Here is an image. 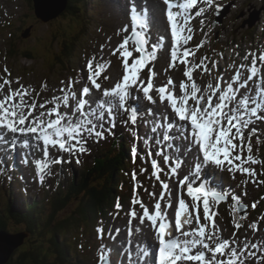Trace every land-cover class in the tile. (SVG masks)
Instances as JSON below:
<instances>
[{"label": "snow or ice", "instance_id": "1", "mask_svg": "<svg viewBox=\"0 0 264 264\" xmlns=\"http://www.w3.org/2000/svg\"><path fill=\"white\" fill-rule=\"evenodd\" d=\"M214 2L215 0H163L170 30L168 67L183 65L182 76L186 78L179 82L178 92L172 77L162 86L154 84L156 73L151 70L147 79L143 77V70L157 59L158 49L164 46L165 38L159 37V42L152 43L149 48L148 32L151 25L147 9L138 11L134 4L130 12V34L125 35L117 47L111 50L112 55L118 54L122 75L110 88L102 89L98 82L101 78L109 79L104 73L110 63L104 62L102 58L100 62L95 59L87 62V82L80 89H75L78 83L75 79H70L67 84L62 81L63 86L59 89L61 95L53 96L48 102L52 107L47 104L37 106L35 102L29 104L25 100L30 95L27 86L12 89L10 85L13 82L7 78H3L0 83V142H4L9 133L13 139L8 143L13 145L17 143L15 137L24 136L42 143L45 158L49 155V148H56L69 156H75L77 163H80V155L89 151L88 140L95 138V142H99L104 139L106 132L111 133L115 127L118 115L127 114V119L122 121L126 127L129 124L137 126L140 117L137 110L129 105L130 100L139 99L138 94H142L155 105L156 99L152 93L158 96L165 109L163 116L154 113L152 109L148 110V115L154 117L150 131L155 143L160 145L164 142L168 151L175 149L180 153L181 146L168 142L177 139L185 141L183 150L194 155L195 160L188 174L179 178L178 170L185 163L179 156L174 159L162 149L146 154L145 159L151 158V177L161 188L159 198H156V192H148L155 202L146 206L135 195L131 200L132 208L126 214L130 217L129 224L133 220H139L141 225L145 222L151 225L155 241L158 242V251L156 245L151 248L147 244L138 246L135 259L131 255L128 257L132 264H245L246 259L256 255L255 249L264 251V244L249 243L247 238L243 240V249L239 247L240 241L221 238V230L214 220L218 215L214 206L228 202L230 197L232 223L239 230L242 224L238 220L247 218V205H243L241 196L227 190H218L203 178V170L214 166L228 171L233 178L237 172L246 176L248 179L245 183H264V180L258 178L264 174V161L252 155L251 139L258 133V128L252 127L246 135V130L251 125L264 121V51L246 53L242 59L248 61L251 57L250 63L236 66L228 81L217 79L214 84L209 82L205 88H201L193 79L194 69L201 68L209 73L210 69L205 64L209 60L207 56L201 57L198 64L190 63L189 58L195 55L189 47L193 39L190 21L194 17H203ZM193 9L196 10L193 12ZM216 11L219 12V6ZM204 22L201 19V25ZM121 31L128 33V26ZM204 42L205 40H201L196 46L197 50L203 47ZM209 62L213 67L217 66V62ZM5 86H9L6 92ZM93 89L102 92V96L94 98L91 95ZM37 109L40 110L38 115L35 114ZM148 123L145 121V126ZM173 130L176 135L172 134ZM133 134L138 136V133ZM257 142L259 143L258 136ZM144 143L150 144L151 141L145 137ZM23 146H30L28 139L23 142ZM131 155L133 158L139 155L138 147H132ZM160 157L162 162L157 159ZM63 162L62 158L52 161L57 164ZM257 164L261 165L260 173L253 167ZM50 166L47 159L36 161L40 183L44 182L45 173L50 170ZM144 171L147 170L142 169ZM163 176H167L168 180L163 179ZM173 177L177 178L178 189L170 187L169 181ZM132 178L136 181L137 174L133 173ZM173 191L178 192L177 204L173 203ZM184 195L190 202H186ZM137 205L140 213L136 210ZM256 206L255 202L251 204L253 209ZM115 207L117 213L122 209L119 203ZM170 210H174V222ZM260 219H264V216ZM248 227L253 231L258 230L255 222ZM140 230L136 228V232ZM103 231V228L97 229L101 236ZM235 235L234 232L233 237ZM249 248L253 251H249ZM243 252H247L248 256H243ZM110 253L111 250L98 259L110 264V259L106 258L110 257ZM261 264H264V260Z\"/></svg>", "mask_w": 264, "mask_h": 264}, {"label": "rangeland", "instance_id": "2", "mask_svg": "<svg viewBox=\"0 0 264 264\" xmlns=\"http://www.w3.org/2000/svg\"><path fill=\"white\" fill-rule=\"evenodd\" d=\"M83 1L87 2V9L85 11V15L83 16L86 23V26L82 31V34L84 35H80L79 39L76 40L77 42L74 50L69 51L68 56L71 58L67 62L68 65L65 64L62 66L61 62H59L60 64H56L55 59H57L58 53H64L62 47L60 49L61 43L68 37L69 39L72 37V30L78 31L75 29V22L72 24V22L68 21L70 18L66 20V17H59L58 19L53 18L48 22H43L36 17L34 12L35 8L31 1L0 0V83L3 82V78H7L13 82L10 85L12 89H17L21 85L27 86L30 95L26 96L25 100H27L29 104L35 102L37 106L39 104H47L48 107H52V105L48 102L53 96L61 95L59 89L63 86L61 83L62 81L67 84L70 79H75L78 81L75 89H80L82 85L87 82V62L90 59H95L97 62H100L102 58L104 62L110 63V67L104 73V75H107L109 79L104 80L101 78L98 82L101 83L102 89L113 86L117 81V78L122 75V68L118 54L112 55L111 50L117 47L125 35L130 34V12L133 4L138 11H143L144 5L142 3H138L137 0ZM229 3H237L238 7H232V4L229 6L227 16L225 18L222 16L224 19L222 24L216 23V25H213V16L215 12L213 7L209 9L203 17H194L190 21V24L193 27V39L190 41L189 47H191L192 51L195 52V55L189 58L190 63L198 64L200 58L204 56L209 58L208 61H205V64L208 69H210V73L202 71L201 68H196L193 71V79L201 88H205L209 82L214 84L217 79L222 78L225 81L230 80L231 76L234 74L236 66L241 63H250L251 57H249L248 61H243L242 59L246 53L250 51H264V35L262 34V32H264V0H224L223 5ZM160 6L161 5L156 6L155 4L153 9L148 12L151 25L148 32L150 39L149 48L152 43H158L159 37L161 36L165 38V43L162 48L158 49L157 59L152 61L148 67L143 70L142 75L145 79H147L149 70L155 72L156 76L154 77V84L156 86L166 84L167 79L172 77L176 84V90H179V82L182 79L186 80V78L182 76L184 66L177 65L175 68L168 67V64L170 63V30L168 29L167 23L165 27L161 22L162 20L165 23L166 20L165 5H162V9L158 13L161 20L156 16V9L160 8ZM105 7H107V9H105ZM195 10L196 9H193L192 11L194 12ZM228 15L231 17L229 16L230 18L226 20ZM201 19L205 21L203 25L200 23ZM76 23L80 25L81 22L77 21ZM206 24L208 26H212L211 31L206 30ZM125 26H128L129 28L128 33L121 31ZM205 34H207L206 39ZM78 40L80 41L79 44ZM201 40H205L204 45L197 50L196 46L201 42ZM209 61L217 62V66L213 67ZM5 69H7V73H5ZM8 87L9 86H5V92ZM91 95L94 98H99L102 96V92L93 89ZM138 95L140 96V100L145 104V109H141L137 106L135 102L136 99H133L131 102L129 101V105L134 107L137 110V113L139 112L138 115L141 116L142 111L152 109L154 113L161 117L163 116L165 109L154 92L152 95L156 99L155 105L145 99L142 94ZM39 111L40 110L37 109L35 114L38 115ZM124 115L127 114H120L116 117L115 127L112 129L111 133L117 131V133L121 135V132H123L128 138L135 136L133 134L135 133V127L130 124L126 127L123 124L122 121L127 119V116L125 117ZM149 119L152 121L154 117L149 115ZM151 126L150 122L147 126L151 136L150 145L157 146L158 149H160L161 146L166 145V154H169L174 159L179 156L181 160L185 161L182 168L178 171V175H180L181 178L184 177L188 174L194 164V155L188 154L187 152L184 155V153H182L184 150L180 153L173 150L168 151L167 144L164 142L157 145L155 143L154 135L150 131ZM252 127L258 128L257 136L261 137L259 139L264 142V121H257L254 125H251L249 129L246 130V135ZM111 133L106 132L105 138L100 139L99 142H95V138L88 140L87 148L89 151L80 155V163L76 162L75 156H69L67 153L61 155L58 149H49V155L45 158L44 148L42 145H34L28 141L30 146L24 147L23 142L26 139H29L24 136L15 137L17 143L13 145L8 143L13 139L12 134L6 135L5 141L0 142V177H4L3 181L9 180V177H5L4 175L5 169H8L10 173L13 172L14 169L22 170L20 174L24 177L27 184V192L31 193L30 197L27 199H34V197L37 196L40 200H42L56 191L58 180L66 183V181H70L73 177H75V175L79 178L82 172L83 164H88L89 166L93 165L95 158L94 155L97 154L98 151L102 150L103 147L107 146L108 140L110 139L109 134ZM162 134L163 133L161 132L160 135L162 136ZM173 135H176L175 130ZM179 141L180 139H177L173 141V143L181 145ZM135 144L139 145L138 147L140 153L138 156H142V158H144L142 150L144 148L143 139H140ZM251 144L253 149L252 155L264 161V151H259L261 142L258 143L255 141L254 143L252 138ZM6 149L8 150L7 153H5ZM245 155H247L246 151ZM13 156L16 157L15 163H12ZM57 158H62L64 162L59 164L52 163V161ZM44 159H47L51 166L50 170L45 173L44 182L40 183L35 163L38 160L42 161ZM131 159H134L132 155ZM188 162L190 163V167L186 164ZM150 163L151 158L146 159V162L142 159L141 162L138 163V168L141 169L142 167H146L148 170L150 168ZM59 166L60 170L58 168ZM253 167L256 168L258 173L262 170L260 164L254 165ZM210 169L212 172L216 171L220 175L221 180L226 179L227 181H233L231 185L224 186L222 183L216 182L214 177L211 176L213 179V186L217 184L219 188L216 186V189L218 190H227L229 193L233 190V193L238 196H241V193H246L245 198L248 200L250 198L255 199L260 194L264 193V183H245L248 178L238 172L235 173L233 178V175L226 170L222 171L216 169L214 166H208L203 170V175L209 172ZM145 174L138 176L137 182H140L141 178H143ZM132 175L133 174L130 175L131 184L127 187L122 199L119 202L120 205L121 203L122 205L126 204L127 212L132 208L131 200L135 195H138L146 206H151L155 201L153 197L148 195V192H156V198H159V192L161 191L159 183L153 178H149L152 186L142 184V192L140 190L136 191L134 188L137 183L133 180ZM211 175H213V173ZM164 178L168 180L167 176H164ZM258 178L259 180H264V174L259 175ZM169 183L171 188L178 189L175 177H173ZM59 186L62 187V183L59 184ZM1 190L2 188L0 186V191ZM1 195H3V190ZM177 195L178 192L173 191L172 198L174 204L177 201ZM184 197L187 198V196ZM242 198L244 199L243 196H241V199ZM39 199H37V201ZM52 199L53 197H51V200ZM24 200H26V197H24ZM187 201L190 202L189 198ZM225 203L227 202H221L218 206H214V210L219 213L218 217L214 220L216 226L221 230V238L238 240L240 241L239 245L242 248L244 247L243 240L245 238H247L249 243L264 244V219H260V217L264 216V200L260 204L259 214H255L254 212L251 213L252 209L246 210V213L248 212V215L251 213V216L254 217L255 220L253 221L247 219V223L244 224V227H242V232L236 231V229L231 225L230 220L232 213L229 211V205L224 206ZM115 206V203L111 205L108 212L109 214H107V216L110 217V226H104L103 223L106 218H102L100 223L95 220L91 225H89L87 222V226L84 227L86 231V233H83L84 236L82 235L83 230L81 229L77 232L70 230V241L73 244H76L75 248L80 249L83 242L86 246L84 250L86 252L90 250V264H95V262L96 264H99V256L106 254V249L108 247H114L119 253V263L123 261H130L128 258L129 253L127 252L129 247L132 245L137 248L138 246H143L144 244L140 239V235L142 233L141 230L144 229L145 232L152 231L149 223L145 222L146 224L141 225L139 220H133L135 222L132 225V229L123 230L128 246L126 247L123 244L122 246L121 244L119 245L118 240L122 238L123 234L121 235L120 231L117 230L124 228L125 224H129L128 221L130 217L128 215H121L123 213L122 209L119 213H117ZM136 210L138 213L141 211L138 205L136 206ZM74 211L75 210L73 208L68 209V211H66L63 215L58 217V220L56 219V223L65 219L66 216H70L71 213H75ZM173 213L174 210L171 211L172 218ZM200 214L202 216V208L200 209ZM251 221L256 224L257 222H260L257 224L258 230L253 231L248 227L249 224L252 223ZM98 228H103L104 231L102 236L97 232ZM136 228H140L141 230L136 232ZM130 232L131 235H129ZM234 232L236 233L235 237H233ZM11 234L16 235L15 233ZM74 237L77 239H74ZM93 242L95 248L92 252V250L88 247ZM27 246L28 243L24 247ZM233 246L235 247L236 244L234 243ZM22 249L23 248H20L14 255L18 254V252ZM251 250L252 249L249 248V251ZM81 251L83 252V250ZM208 255L210 256V253ZM242 255L248 256V253L243 252ZM110 257V261L113 262V260H116L114 252ZM248 259L245 260V264H248Z\"/></svg>", "mask_w": 264, "mask_h": 264}, {"label": "trees", "instance_id": "3", "mask_svg": "<svg viewBox=\"0 0 264 264\" xmlns=\"http://www.w3.org/2000/svg\"><path fill=\"white\" fill-rule=\"evenodd\" d=\"M86 3L83 0H68L63 17H70L73 23L82 22ZM79 26L77 24L75 27L78 31ZM77 39L78 36L73 32L70 39L68 37L63 41L61 47L64 53H58L56 64L59 62L62 66L67 64L71 58L68 56L69 51L74 50L73 41ZM120 136L125 137L123 134ZM129 145L127 143L121 146L119 152L112 147L115 152L105 155L106 159L97 165L83 164L80 177L77 178L75 175L70 181H66V191L62 190L61 193L56 190L53 195L51 194L52 200L50 196H44L45 198L40 201L29 200L25 203L21 193L14 186L5 189L3 201L6 200V203L0 207V232L18 234L26 231L29 234L28 246L20 247L23 249L16 255L14 253L8 264H90V250L87 249V252L84 250L86 246L83 242L82 247L76 249V244L70 241V230L77 232L81 229L83 235L86 233L84 227L87 226V222L91 225L99 219L100 223L102 218H106L104 226L108 224V220L110 222V217L107 216L110 206L124 195L131 182L133 166L132 163L126 164L130 155ZM23 185L27 186L25 182ZM25 194L28 195L27 192ZM0 200L2 201V197ZM72 208L75 213L56 223L60 215ZM93 247L94 242L88 248Z\"/></svg>", "mask_w": 264, "mask_h": 264}, {"label": "bare ground", "instance_id": "4", "mask_svg": "<svg viewBox=\"0 0 264 264\" xmlns=\"http://www.w3.org/2000/svg\"><path fill=\"white\" fill-rule=\"evenodd\" d=\"M163 0H137V2L138 3H142L143 5H144V9H147V13L150 11V10H152L153 9V7H154V5L156 4V6L157 5H161L160 6V8H158V9H156V16L161 20V18L159 17V15H158V13H159V11L162 9V5H163V2H162ZM33 2V1H32ZM223 2L224 1H220V0H215V2H214V5H213V9L215 10V13H216V15H217V17L220 19L221 18V21L220 22H217L218 24H222V22H223V18H222V16H224V18L227 16V14H228V12H229V6L232 4V7H238V5H237V3H229V4H226V5H223ZM33 4H34V2H33ZM67 6H68V0H67ZM67 6H66V9L58 16V17H56L57 19L59 18V17H63V13H65V11L67 10ZM217 6H219V12H217L216 11V7ZM166 7V6H165ZM86 9H87V7H86ZM105 9H107V7H105ZM143 9V10H144ZM35 12V11H34ZM232 13V12H231ZM231 13H230V15H231ZM85 15V14H84ZM230 15H228V17H227V19L226 20H228L231 16ZM230 16V17H229ZM55 18V19H56ZM64 18V17H63ZM68 18H70V17H68V16H66V20H68ZM71 19V18H70ZM68 20V21H70V22H72L71 20ZM161 22L163 23V26H165L166 27V23H167V21L165 20V23L161 20ZM72 24H74L73 22H72ZM75 25V27H77V24L75 23L74 24ZM86 26V23H85V20L83 19V17H82V22L80 23V29H79V31H74V30H72V33H71V36L73 35V32L75 33V35H77L78 36V38L80 37V35H84V34H82V31H83V29H84V27ZM57 40V39H56ZM76 40L75 41H73V45L74 46H72V47H75V45H76ZM63 43V42H62ZM62 43H61V45H62ZM80 43V41L78 40V44ZM60 49H61V46H60ZM177 92L179 91L178 89L176 90ZM135 95H137V94H135ZM140 97V96H139ZM0 98H2V97H0ZM131 101V100H130ZM138 104L142 107L144 104H143V102L141 101V100H139L138 101ZM169 111H170V109H169ZM139 113V112H138ZM139 117H140V119L138 120V124H137V126H135V133H138V136L137 135H135V136H131V137H121L118 133H117V131H115L114 133H111V134H109V140H108V144H107V146L106 147H103V149L102 150H100V151H98L97 152V154H95L94 156H95V158H94V161H93V165L94 164H98V163H100V162H102V161H104L105 159H106V156L105 155H108L109 153H113V152H115L114 150H112V147H113V149H115L117 152H119V150H120V147L122 146H125L127 143L128 144H131V145H133V146H136V147H138L139 145H136L135 143L136 142H138L140 139H143V141H144V138L145 137H147L149 140H150V133H149V131H148V128H147V126H145V121H144V119H143V117L142 116H140V115H138ZM10 134V133H9ZM9 134H7V135H9ZM28 141L29 142H31V143H33L34 145H42V143H37L34 139H28ZM168 143H173V141H170V142H168ZM179 143L181 144V145H185L186 144V142L185 141H182L181 140V142L179 141ZM177 146H181V145H179V144H176ZM43 146V145H42ZM3 148H5V147H3ZM49 149H54V148H49ZM138 149H139V147H138ZM143 150V152H145V153H148V152H152V153H155L157 150H159L158 149V147L157 146H151L150 144H145L144 143V148L142 149ZM173 151H175V149H173ZM183 151V147L181 146V152ZM183 153V152H182ZM189 154V153H188ZM172 155H174V154H172ZM126 158H127V156H126ZM194 160H195V157H194ZM15 161H16V158H15ZM18 162V161H17ZM134 161L131 159V157H130V155H129V157L127 158V160H126V164L127 163H133ZM187 164V166L188 167H190V163L188 162V163H186ZM179 171V170H178ZM29 173V172H28ZM4 175H5V177L6 176H8L9 177V180H5V181H3V178L4 177H0V181H1V188H2V190H3V192H4V190L5 189H8L9 187H11V186H14L16 189H18L17 191H19V193H21V197H22V200L25 202V203H27V202H29V200H33V202L35 201V198L36 197H34V199L33 198H31V199H27V198H29L30 196H27L26 194H25V190H24V188H23V184H22V176H21V174H20V172L18 171V170H13V172H9V170L8 169H5L4 170ZM209 177V178H208ZM149 178H152L151 177V168L148 170V172H147V174H146V176H145V178H143V179H141V181L140 182H137V180L135 181L136 183H137V185L135 186V190L136 191H138V190H140L141 192H142V190H143V188H142V184H148L149 186H152V183L149 181ZM163 179H165V180H167L166 178H164V176L162 177ZM179 178H181V176L179 175ZM183 178V177H182ZM203 178L205 179V180H207V181H209L210 182V184L211 185H213V179L211 178V176L210 175H208L207 173H205L204 175H203ZM154 179V178H153ZM177 179V178H176ZM144 181H146V182H144ZM62 183V187H60L59 186V184H61ZM214 187L216 188V185H214ZM159 188H160V185H159ZM161 189V188H160ZM2 190L0 191V198L2 197V201L0 200V207H3L4 206V204L6 203V200H4L3 201V199H4V193H3V195H1V193H2ZM56 190H58V191H60L61 193L63 192L62 190H64V191H66L65 190V182H62L61 180H58V182H57V188H56ZM55 191V190H54ZM53 191V192H54ZM234 191L232 190V191H230V193H233ZM55 193V192H54ZM53 193V194H54ZM52 194V195H53ZM52 195H50V197L52 196ZM241 196H243L244 197V199L242 198V202H243V205H247V209H249V203H250V199L248 200L247 198H245V195L243 194V193H241ZM24 197H26V200H24ZM37 199H39V197L38 198H36V201H37ZM38 201H40V199L38 200ZM244 203H246V204H244ZM243 205H242V207H243ZM251 205V204H250ZM121 206H122V210H123V213L121 214V215H127L126 213H127V208H126V204H123L122 205V203H121ZM46 216H47V214H46ZM247 219H249V220H251V218H252V216H251V213H249V215H248V212H247ZM48 217V216H47ZM98 222H99V219L97 220ZM135 221H133L132 222V224L131 225H129V224H125L124 225V228H120L119 229V231H120V234L122 235L123 234V236H122V238H120L119 240H118V242H119V245L121 244V246H122V244L123 245H125L126 246V240H125V237H124V233H123V230L124 229H128V230H131L132 229V225H133V223H134ZM146 224V223H145ZM17 226V225H16ZM15 226V227H16ZM10 227V226H9ZM22 231V230H21ZM141 235H140V239H141V242H143L144 244L143 245H145V244H147L148 246H149V248H151L153 245H156L155 244V236H154V233L152 232V231H147V232H145L144 231V229H142L141 230ZM14 233V232H13ZM20 233H24L25 235H26V239H25V241H24V244L21 246V247H23V246H26V244L28 243V239H29V234L28 233H26V231H23V232H20ZM20 233H18V234H20ZM115 237V236H114ZM61 240H62V238H61ZM31 242V241H30ZM117 245H118V243H117ZM118 245V246H119ZM127 247V246H126ZM124 250H126V249H124ZM260 253H262V255H264V253L263 252H260ZM258 256L257 258H263L264 256ZM136 257V256H135ZM115 259H116V256H115ZM153 260H154V258H153ZM260 260V259H259ZM90 262H91V260H90ZM252 263H250V264H256L253 260L251 261Z\"/></svg>", "mask_w": 264, "mask_h": 264}, {"label": "water", "instance_id": "5", "mask_svg": "<svg viewBox=\"0 0 264 264\" xmlns=\"http://www.w3.org/2000/svg\"><path fill=\"white\" fill-rule=\"evenodd\" d=\"M34 2L35 15L43 21L48 22L58 17L67 6V0H31ZM217 17L215 25L220 22ZM26 239L24 233L11 235L7 232H0V264H8L15 251L20 248ZM119 264V262H118Z\"/></svg>", "mask_w": 264, "mask_h": 264}, {"label": "clouds", "instance_id": "6", "mask_svg": "<svg viewBox=\"0 0 264 264\" xmlns=\"http://www.w3.org/2000/svg\"><path fill=\"white\" fill-rule=\"evenodd\" d=\"M23 184V183H22ZM24 186V185H23ZM25 189V188H24ZM27 191H25V193H26ZM31 195V193L30 192H28V196H30Z\"/></svg>", "mask_w": 264, "mask_h": 264}]
</instances>
